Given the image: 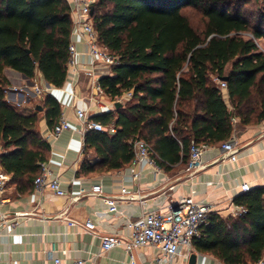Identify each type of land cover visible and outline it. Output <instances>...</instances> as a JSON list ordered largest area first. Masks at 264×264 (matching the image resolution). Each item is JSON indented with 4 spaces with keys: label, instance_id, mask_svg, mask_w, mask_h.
Here are the masks:
<instances>
[{
    "label": "trees",
    "instance_id": "obj_1",
    "mask_svg": "<svg viewBox=\"0 0 264 264\" xmlns=\"http://www.w3.org/2000/svg\"><path fill=\"white\" fill-rule=\"evenodd\" d=\"M252 1H98L93 15L99 41L119 57L100 83L111 98L133 90L116 118L113 111L90 117L116 126L115 133L92 130L86 136L101 168L132 163L139 138L159 165L180 159L188 164L192 140L223 143L235 129L234 116L241 126L264 120V51L255 40L264 38V0L256 13L248 7ZM189 7L202 14V30L191 23ZM71 30L68 0H0V157L11 180L26 176L33 183L49 145L38 131L40 111L23 112L6 100L5 68L28 78L38 70L47 83L62 87ZM225 75L227 95L213 80ZM38 104L52 129L60 102L47 94ZM94 167L85 161L82 170ZM235 203L246 212L226 218L211 212L193 246L225 264H255L264 254V186L244 191Z\"/></svg>",
    "mask_w": 264,
    "mask_h": 264
},
{
    "label": "crops",
    "instance_id": "obj_2",
    "mask_svg": "<svg viewBox=\"0 0 264 264\" xmlns=\"http://www.w3.org/2000/svg\"><path fill=\"white\" fill-rule=\"evenodd\" d=\"M72 40L79 51L78 60L86 68L90 62L86 44L78 36ZM5 75L10 81L8 87H24L30 93L24 97L23 92L18 98L17 92H11L6 100L18 99L22 102L18 106L9 103L23 112L34 111L43 96L33 91V78L11 67L5 68ZM35 77L42 87L50 86L44 96L50 94L58 99L61 115L64 114L71 126L53 137L46 110L39 112L38 131L49 145L45 161L60 178L66 194L60 196L48 189L38 193L26 176L15 180L8 176L6 190L0 197V212L9 217L6 221L0 217V264H52L57 256L83 258L88 264H131L129 254L122 247L103 250L102 236H128V220L156 208L166 209L188 195L209 203L212 212L224 218L237 217L235 199L244 192L240 184L247 182L251 188L264 186V120L241 126L239 119L232 117L235 129L231 137L239 147L235 162L221 157L220 142L210 145L201 162L190 170L182 159L160 164V172L145 161L107 170L101 168L94 147L86 142L89 132L99 130L85 129L76 114L77 108L87 110L90 117L104 113L94 110L85 83L73 82L69 72L62 87L47 83L38 70ZM216 78L213 76L218 84ZM104 97L111 98L107 94ZM127 101L120 102V107L125 108ZM110 111L116 118L117 107ZM85 161L95 164L94 169L82 170ZM135 172H140L139 178L134 177ZM95 184H101V193H90ZM109 197L117 198L119 213L108 211L105 198ZM67 218L78 222L92 219L98 233L79 225L71 226ZM185 251L183 248L165 264H189L191 256L186 259ZM133 254L135 264H156L158 251L153 246H144L136 248ZM192 254H196V264H225L212 253L200 252L194 246Z\"/></svg>",
    "mask_w": 264,
    "mask_h": 264
},
{
    "label": "built area",
    "instance_id": "obj_3",
    "mask_svg": "<svg viewBox=\"0 0 264 264\" xmlns=\"http://www.w3.org/2000/svg\"><path fill=\"white\" fill-rule=\"evenodd\" d=\"M99 0H68L70 3V15L72 20L71 41L69 45L68 72L72 75L73 82L80 84L85 83V89L89 92L90 102L93 103L94 110L97 112H105L114 110L117 102H124L133 96V90H126L122 95L115 98L106 99L105 90L100 83V78L112 73V68L118 64L119 57L110 52L99 41L98 31L95 27L94 15L92 9ZM78 36L87 47V53L90 56V62L85 68L78 60L79 51L75 46L72 38ZM218 86L224 94H227L226 81L216 78ZM33 91L40 95L50 89V86L41 87L37 78H33ZM11 92H17L18 98L30 95L25 92L24 87H7L6 95ZM8 102L15 106L22 102L18 99ZM76 114L82 122L85 129H95L99 131H107L109 134L116 132L114 124L103 125L99 121L92 120L87 110L82 108L76 109ZM235 118L234 120H236ZM70 123L62 114L57 124L51 129V135L58 137L64 130L70 129ZM264 133V127H263ZM135 158L133 164L145 161L148 165L153 166L157 172L161 171L156 157L153 155L151 146L144 139H136L134 141ZM209 147L207 144H198L195 140L191 141L190 159L188 163L189 170L196 167L202 159L204 151ZM221 157L232 162L239 158V147L233 137L221 144ZM40 164V171L34 178V190L42 193L45 190H51L57 195H65L66 190L62 186L59 177L54 175L52 169L46 161ZM135 178L140 177V172H135ZM8 182V174L3 170L0 157V197L6 190ZM243 191H247L251 186L247 182L240 184ZM102 192L101 184L92 186L90 193L99 194ZM108 211L119 213L117 198H105ZM235 215L239 216L246 212L243 205H236ZM213 211L212 206L204 201L196 200L192 195L185 196L175 204L168 206L166 209L156 208L147 211L137 219H130L126 222L129 235H103L102 249L109 250L114 247H122L130 256L131 264L134 262V250L144 246H153L157 249L158 255L155 257L156 264H165L177 254H180L183 248H186L184 256L188 259L193 251V242L203 236L204 225L208 222V217ZM0 217L7 220L9 217L5 212H0ZM71 226H81L87 231L98 233L96 224L92 219L84 222H78L73 218H67ZM52 264H88L86 259H67L61 256L54 258ZM255 264H264V254Z\"/></svg>",
    "mask_w": 264,
    "mask_h": 264
},
{
    "label": "rangeland",
    "instance_id": "obj_4",
    "mask_svg": "<svg viewBox=\"0 0 264 264\" xmlns=\"http://www.w3.org/2000/svg\"><path fill=\"white\" fill-rule=\"evenodd\" d=\"M261 3H262V0H254L248 5V7L251 11H254V13H256L258 11V8L260 7ZM103 10H105V7H101V8L98 7L97 8L98 12L103 11ZM185 12L189 15L191 23L193 24V26L195 28H197L198 30H202L204 28V22L202 19V14L200 13L199 10L189 7V8L185 9ZM244 35L247 36L248 34H244ZM255 40L259 46V49L264 51V38L255 39Z\"/></svg>",
    "mask_w": 264,
    "mask_h": 264
},
{
    "label": "water",
    "instance_id": "obj_5",
    "mask_svg": "<svg viewBox=\"0 0 264 264\" xmlns=\"http://www.w3.org/2000/svg\"><path fill=\"white\" fill-rule=\"evenodd\" d=\"M93 12H94V8L92 9V13ZM220 79L223 80V81H226V80H228V76H226V75L225 76H222ZM118 106H121V103L120 102H117L116 103V107H118ZM36 109L39 110V111H42L43 110V106H41V105L38 104L37 107H36ZM189 264H196V254H192L191 255V257L189 259Z\"/></svg>",
    "mask_w": 264,
    "mask_h": 264
}]
</instances>
